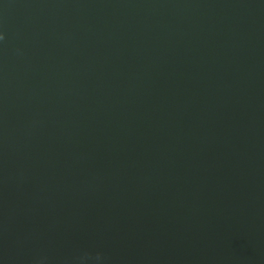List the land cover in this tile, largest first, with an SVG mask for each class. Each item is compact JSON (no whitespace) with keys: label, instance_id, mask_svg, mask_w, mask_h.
Wrapping results in <instances>:
<instances>
[{"label":"water","instance_id":"95a60500","mask_svg":"<svg viewBox=\"0 0 264 264\" xmlns=\"http://www.w3.org/2000/svg\"><path fill=\"white\" fill-rule=\"evenodd\" d=\"M0 264H264V0H0Z\"/></svg>","mask_w":264,"mask_h":264}]
</instances>
